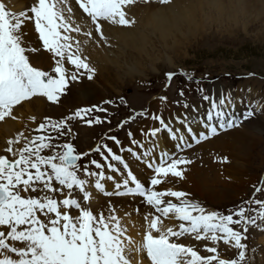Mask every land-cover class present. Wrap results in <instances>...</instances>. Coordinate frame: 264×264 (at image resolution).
<instances>
[{"label": "snow or ice", "instance_id": "snow-or-ice-1", "mask_svg": "<svg viewBox=\"0 0 264 264\" xmlns=\"http://www.w3.org/2000/svg\"><path fill=\"white\" fill-rule=\"evenodd\" d=\"M78 2L79 7L92 21H108L122 27L135 24V20L126 18L123 10L125 5L135 0ZM158 2L168 4L171 0ZM64 3L65 0H38L31 8L33 16H28L27 13H12L0 3V122L6 117L15 119L13 109L24 101L44 97L47 101L59 102L69 81H77L78 74L83 76L87 73L89 80L94 77L96 70L87 63L86 58H82L79 43L75 46V52L72 51L73 37L68 33L79 31V28L72 27L71 16L66 18L65 11L70 13L71 9L64 8ZM29 20H34L35 30L43 48L54 57L55 66L51 72L35 67L30 62L27 54L29 49L23 42V30ZM96 31L107 43L100 24L96 25ZM66 60L75 71L67 72ZM173 75L174 73H167L169 81ZM188 78L192 79L191 76ZM180 95L183 96V92ZM160 99L166 101L167 97ZM203 99L209 102L210 107L206 118H199L203 129L200 132L194 130L187 115L175 116L176 123L186 129L185 134L172 126V117L166 122L162 113L134 111L132 116L121 121L118 125L120 128L138 117L157 122L158 126L150 127L147 131L141 130L142 139H136L131 131L128 132L131 146L120 147V152L128 153L131 160L113 152L107 144L96 145L90 152L99 153L105 161L104 164L95 159L90 161L91 165L99 169L98 172L90 171L89 165L80 164L90 152L79 153L71 142L54 144L52 141L57 137L35 136L18 152H14L11 146L18 140L7 141L9 147L6 152L10 153L13 159L0 155V226H7L9 230L7 233L0 231V264H130L126 249L131 251L128 245L134 241L129 237L126 244L122 238L126 229L121 226L115 209H110L107 215L104 211L94 213L90 207L82 206L80 201L72 198V190L75 188L83 194L85 204L91 201L92 195L86 190L90 183L88 178H94L92 186L99 193L108 197L139 196L146 205L160 214L150 221L151 214L145 216L148 230L142 245L136 249L145 250L151 264H213L214 261H218V264H241L246 255L243 251L246 246L242 240L246 237L240 231L234 230L232 225L243 223L246 232L247 225L255 224L257 219L264 220V201H247L248 204L254 203L260 208L257 215L249 217L245 215L246 209L242 205L238 210L223 214L207 211L199 202L188 199L189 194L184 191L156 190L157 186L169 177L182 179L186 170L182 166L192 163L186 156L159 151L161 133L166 132L173 140H177L175 147L179 152H184L223 131L239 127L254 114L249 106V110L242 116L236 115L229 110L230 98L216 100L205 95ZM184 107L187 108L188 105L185 104ZM92 111V108H81L76 110L73 116L60 121L45 118L46 122L41 123L37 131L51 128L60 135H66L72 131L70 127L66 132L62 131L66 128L68 120H84ZM101 122L98 117L85 121L89 126ZM108 139L118 146L121 145V141L115 136H109ZM45 150H50L52 154L43 155ZM133 161L142 162L152 172L147 186L134 174L131 167ZM222 162H227V158H223ZM105 167L111 173L118 174L119 179L117 175L106 174ZM81 171L84 178L80 175ZM106 181L113 183L114 190H107ZM65 188L68 190V196L62 200L47 194L22 195L38 191L62 193ZM260 191L261 189H256V192ZM166 198H174L177 202ZM69 210H78L79 214L73 216ZM170 214L182 222L178 231L162 226L161 216L168 218ZM153 231L158 234L154 235ZM186 234H195L197 240H222L226 245L234 242V247L242 251L239 252L238 260L226 261L219 259L218 254L203 257L192 247L170 242L172 237L179 238ZM15 242H20L23 246L18 247ZM206 251L216 254L217 248L207 247Z\"/></svg>", "mask_w": 264, "mask_h": 264}, {"label": "rangeland", "instance_id": "rangeland-1", "mask_svg": "<svg viewBox=\"0 0 264 264\" xmlns=\"http://www.w3.org/2000/svg\"><path fill=\"white\" fill-rule=\"evenodd\" d=\"M28 1H31L30 5L28 6V8H30L34 5V3L32 2L33 0H28ZM210 1L211 0H208L206 3L209 2L210 4L211 3ZM218 1L220 2L221 0ZM232 1L231 0L221 1L222 3L224 2L223 4L226 7L227 5L230 7L229 8L230 10L227 8V13H228L227 20L224 19L220 21L219 19L214 18L213 21L208 22L203 28L197 27L195 29H192L191 32L189 33L184 30L183 33H185V35L184 36L181 35L183 37H176L171 39L170 41H172V43L169 41V46H172V49L169 51H163L159 53V51H161V48L155 47L156 49L154 48V50L157 51L156 54H154L156 55V57H155V63H153L152 66L149 62H148L149 64L145 65L146 64L145 59L143 58V56H140V54L137 53L138 50L137 48L139 49L144 48V46L148 48L150 46V43H152V40L153 42H155L156 36L149 29L147 31L148 37H146V41L142 46L140 47L139 46L135 47V45L121 46L120 52H114L111 54V56H113L114 58V63H112L109 66V68H105L107 72L105 71V69L102 70L106 75L110 73L113 75V77L116 76L118 77L115 82H113L112 80L102 79L103 81H105V85L108 86L107 88H105L107 95L106 98L117 99L116 102L118 107L115 108L116 112L113 111V113L110 114L108 119L111 121V123H112V119H114L117 120L118 123L120 124L121 121L132 116L134 111L137 112L144 110L143 108H146L148 106L150 107V103L151 104L157 103L158 99L161 97H169L172 99V102L170 101L171 104L173 103L177 104V99L179 96H181L180 95L181 92L184 93L186 90L191 91V88L187 86L190 85V83L186 80L185 75H183L182 73H186L187 75L190 74L196 75L197 77L214 79L216 80L215 81L216 83L222 84V86L225 89V92L231 90V91H235L236 94L239 92L241 93L243 85L245 84H246L245 91L248 93V95H252V93H254L253 91H256L255 94H253V97H255L256 99L255 106L259 107V111L261 115L259 117L254 116L249 121H247L245 125V129L247 131L248 129L255 127L254 128L255 132L259 133L260 135L258 136V134L249 132L248 135L245 136V137H249L247 139V143L243 142L240 143L239 145H236L233 151L231 152V154L234 157V160L233 158L230 157L231 155H229L230 149L229 151L227 150L228 152L224 151V153H228V154H227V162H223V163L220 162L222 163V168H218L215 163L211 162L212 161L211 159L210 162L208 163L206 162L204 163V161H198V164L202 162V165L201 167L199 165V169L198 168L197 169L200 171L202 170L204 171L203 172L204 176H206L205 179L209 180V184L207 183L205 184L209 186L204 185V183H202L199 180L195 182L196 184L199 183L202 184V186L199 184L198 187L195 188L196 185L193 184L192 181L193 178L187 176L188 174H191L189 173V171L187 174H185L187 178L186 179L184 178L181 182L182 184L179 186V189H182L183 191L185 190V192L187 193H191L195 198L203 200L205 203L209 204L210 206H217L215 208H221L223 206L229 207L235 202H237L241 196V193L248 192L247 188L250 187L249 184L252 185L258 182V185L260 187L262 188L264 187V145H263V141H264V0H255V2L254 0L251 1L234 0L233 2ZM248 1L252 5L251 4L249 5V3H247ZM254 3L257 4V6ZM209 4H207L206 7ZM233 4H234V8L232 6ZM238 4H241V7L240 5L237 6ZM241 8H244V10L246 11L249 10L250 14L249 13L248 14L245 13L244 15L235 14L236 11L239 10L241 11ZM250 8L253 9V11ZM251 13L253 15H251ZM29 21L31 22V20ZM103 37L106 36L103 35ZM106 38L108 39V37ZM100 39L104 41V39L102 38ZM34 55L37 60H43L45 63L47 61L46 64H43L45 71L51 72L53 70L55 66L53 56H51L50 59H47L46 56L41 51H36ZM42 56H44V58ZM135 60H140L142 63H138ZM115 61H117V64H115ZM170 63H174V64L170 66ZM139 70L141 72H139ZM83 71L84 70H81V72ZM147 73H149L150 75H145ZM167 73H174L171 81H169L168 77L164 75V74L167 75ZM141 74L145 76L142 77ZM78 77H82V82L77 83L78 86L71 85L69 82V85L66 88L67 92L61 95L59 102L54 103L53 107L49 108L52 109V111L48 110L47 108V111L50 115H56V116H63L68 114L73 115L76 112V110L81 108L93 109V107H91V104H88L91 102L92 99L90 101L89 100L86 101L88 105H85V103H83L82 101V99H84L83 94H85L86 92H89L92 97L93 96L103 97L105 95L104 92L105 86L101 87V85L98 86L96 84H92L93 81L85 80V75L79 76L78 74ZM133 78H136L135 81L132 80ZM252 79L260 83L259 85H257L258 89H255L256 87L254 83H252ZM245 82H250V83H245ZM113 85H114L113 88L109 87ZM90 89L99 90V94L98 95L95 94L94 92L90 91ZM73 94L75 97L74 99L72 97ZM240 98L242 99L243 97ZM191 99H196V98L192 97ZM190 101L191 100L189 98H186L184 100V103L186 104L189 103ZM81 102H82L81 105L82 107L79 106ZM96 102H101V101L98 100ZM69 105H77V106L72 107ZM157 105L158 104L152 105L151 108ZM22 109L28 112V109L26 108L25 105L23 106ZM177 112L178 111L172 110L170 115H172V113H177ZM96 114L98 115L100 114V112H97ZM92 115H93V111L84 118L81 127L83 126L88 127L85 121L90 119ZM71 120L73 125L74 124L76 125V118L75 120L73 119ZM103 122L109 123L106 120ZM134 123L135 121L133 120L128 124H126L123 128H120L118 126L115 129V132L118 135H122L125 133L127 128L132 126ZM101 124L102 122L96 124V126H93L96 128L93 131H91L90 134L87 135L88 137H91L88 140V142L84 143L82 140H80V144H79L80 150H84L86 147H89L90 145L94 144L103 137L102 133H104L110 127V125L99 126ZM146 127L147 124L144 120L142 123H140L135 137H142L141 130L147 131ZM233 130H230L229 132ZM62 131H64V129ZM56 133L60 134L59 132ZM251 135L252 136L254 135L255 139L257 138L258 143H260L259 145L257 144L256 146H254V144L247 145L252 137ZM62 136L63 135H61V137ZM94 137L97 138L93 140ZM241 137H244V135H241ZM169 140H164L163 144L165 145L168 144ZM225 140H227V137H225ZM230 144L231 142L227 140L228 147L231 146ZM124 145L125 144H123V146ZM172 145L167 147V151L173 150ZM244 150H247L249 152H252L254 150L255 154L257 155L255 154L254 156H252L253 154L249 155L248 152ZM228 156L230 159L228 158ZM242 157H244L245 160ZM232 162L234 163L231 164ZM228 165L233 166V168L235 169V173H236L235 179L233 177L232 178L234 180L231 178L233 182L227 180L228 178L227 176H229L228 173L231 172V168ZM142 166L144 167V165ZM187 168L191 169V165L188 164ZM241 168L244 169L240 174L241 179L240 177L238 179L236 178L238 177L237 173H240ZM217 176H219L220 178L221 183L219 184L221 186L218 185L217 181H210L212 178L216 180ZM171 179L175 181L176 186L180 183L178 180L174 178ZM170 181L171 180H166L165 182H170ZM172 183L173 181H171L170 186H175ZM227 183H229L230 185H227ZM99 195L102 194L100 193ZM248 247H249L248 253L250 254L251 257H254L256 255L255 258H258L259 256L261 259L264 258L263 238H260V240H256L253 237V235H251L248 242ZM260 258L257 260H260ZM246 262L247 264H251L250 260H246Z\"/></svg>", "mask_w": 264, "mask_h": 264}, {"label": "bare ground", "instance_id": "bare-ground-1", "mask_svg": "<svg viewBox=\"0 0 264 264\" xmlns=\"http://www.w3.org/2000/svg\"><path fill=\"white\" fill-rule=\"evenodd\" d=\"M70 1L72 3L71 9L73 12H70V13L68 12V13H64V14L66 17L71 16L72 22H73L72 16L74 15L78 19L79 24L81 25V23H82V25L79 27H80V32H82L84 34V41H82L83 56L86 58L87 63H89V65L96 70L95 75L92 78L93 79L92 84H96L98 86L101 85V87L105 86L104 87L105 95L103 97H98V96L92 97L89 92H86L85 94H83L84 99H82V101H83V103H85V105L96 103V101L102 100V99L107 97L105 88H107L108 86L105 85V81H103L102 79L112 80L113 82H115L118 77L117 76L113 77V75L110 73H108L106 75L102 70L105 68H109V66L112 63H114V58H113V56H111V54L114 52H120L121 46H125V45H130V46L135 45V47L136 46L137 47L142 46L146 41V37H148L147 31L150 29L154 33V35L156 36V39L153 37L155 39V42H153V40H152V43H150V46L148 48H146L145 46H144V48H140V49L137 48L138 49L137 53H139L140 56H143V58L146 61L145 65L150 63L152 66V64L155 63L156 55H154V54H156V51H157V50H154L155 47L161 48V51H159V53L163 52V51L171 50L172 46H169V41L171 39L176 38V37H183L185 35V33H183L184 30L189 33V32H191L192 29H195L197 27L203 28L208 22L213 21L214 18H217L220 21H222L224 19L227 20V14H228L227 8L228 9L230 8L228 5L226 7L223 4L224 2L223 3L221 2L222 0L220 2L218 0H213V1L211 0L210 4H209V2L206 3L208 0L207 1L206 0H172L171 3H168V4H161L158 2V0H150L148 2H143L142 0H136L135 2H133L131 4L125 5L124 7L126 9L127 14L131 13L132 15H135L138 17V19H139L138 24L135 27L126 28V27H120L119 25H116V24L108 22V21H102V23L104 24V29H102V32L105 33L108 37L107 43H105V41H102L99 38H97L96 41L93 39L90 40V37L87 33H90V29L92 27L91 19L90 18H88V19L83 18L80 20V17L84 13L79 11L78 6L76 4V0H70ZM1 2L10 4V6L13 10H19V9L23 8V6H25L27 4V2H29V1L28 0H1ZM254 2H255V0H254ZM205 3H206V5L207 4H209V5L206 7ZM247 3H249V1ZM250 4L251 3H249V5ZM239 5L241 7V4H238L237 6H239ZM255 5L257 6V4H255ZM232 6L234 8V4ZM251 10L253 11V9H251ZM245 13L250 14V11L249 10L246 11V10H244V8H241V11L239 10V11L235 12V14H241V15H244ZM251 15H253V14L251 13ZM28 16H32V15L28 13ZM31 23H32V20H31ZM31 23H30V21H27L26 24L28 26L25 27L23 30L24 31L23 32V37H24L23 42L26 44H28V42H30V41L37 42L35 29H33ZM92 33H94V32H92ZM181 35H183V36H181ZM185 38H186V36H185ZM170 42L172 43V41H170ZM148 43H149V41H148ZM42 53L46 56L47 59H50L49 56H51V54H49L48 51L43 50ZM42 57L44 58V56H42ZM52 59H53V57H52ZM33 60H34L35 64H37L38 66H40L42 68H44L43 64L47 63V61L45 63L43 60H37L36 58H34V56H33ZM135 61L138 63H142L140 60H135ZM115 64H117V61H115ZM173 64L174 63H170V66ZM138 67H140V66H138ZM125 68H127V67H125ZM168 68H171V67H168ZM162 69H160V70H162ZM105 71L107 72L106 69H105ZM136 72H137V70H136ZM139 72H141V71L139 70ZM145 75H150V74L147 73ZM145 75H142V77H144ZM135 79L136 78H133L132 80L135 81ZM120 80H121V78H120ZM118 81H119V79H118ZM245 83H250V82H245ZM252 83H254V85L256 87L255 89H258L257 85H259L260 83L257 82L256 80H253V79H252ZM109 87L113 88L114 85L109 86ZM90 91L94 92L97 95L99 94V90H97V89H90ZM72 97H73V99L75 98L74 94ZM87 100H89V101L91 100V102L87 104L86 103ZM156 104H158L157 106H155L156 108H159L161 106L160 102L152 104V105H156ZM24 105L28 109V112L24 111L22 109ZM81 105H82V102L80 103L79 106H81ZM165 105H167V103L164 104V106ZM69 106L74 107L77 105H69ZM52 107L53 106H50L49 108H52ZM155 107H152V108H155ZM47 108H48L47 104L43 101L42 97H37V98H34L28 102H25L20 108H18L17 111L20 114H29V113L34 114L35 113V114L42 117L44 115H50L47 111ZM172 110L173 109L169 108L167 110V111H169V112H167V114L170 115ZM50 111H52V110H50ZM172 116H173L172 124L178 129H180L179 126H181L182 128L180 130L185 132L186 129H184V127L182 125L176 123V121L174 119L175 116L184 117L183 113L182 112L172 113ZM143 121L144 120H142L140 123H142ZM243 125H244V123L242 124V127H243ZM20 126H21V124L19 122H14L11 120H7L5 123L0 125V152H1L2 147L5 145V143H4L5 137L9 136L13 132V130H16L17 128L19 129ZM195 126H197L198 128L201 127L199 121L195 123ZM254 128L255 127H252L246 131L245 125H244L243 129H240V128L235 129V130H233V131H231L225 135H220L218 137H215L212 140H209L203 144H200L197 147V149H198L199 153L202 154L201 160L194 159L195 156L193 155V153H191V155H192V156L190 155L192 158V163L190 164L191 169H188L189 173H191V174H188V176L193 178L192 181H193V184L196 185L195 188L198 187V185L200 184V183L196 184V182L199 180L202 183H204V185L209 186V185H207V184H209V180L205 179L206 176H204V173H203L204 171L198 170L199 165H200V167L202 165V162L200 164H198V161H204V163L205 162L208 163V162H210V156L213 154V151L214 152H217V151L222 152L225 155L228 153H224V151L228 152L229 149H230L229 155H231L230 157L233 158V160H234V157L231 154V152L233 151V149L236 145H239L240 143H243V142L247 143V139L249 137H245V136H247L249 132L258 134V136L260 135L259 133L255 132ZM162 134H160V136H159V148H158V150L167 152V147L172 145L173 142L171 140H169V138L164 133H162ZM241 135H244V137H241ZM225 137H227V140H229V142H231V144H230L231 146L229 145L230 147L227 146V140H225ZM137 139H142V137H138ZM164 140H169L168 144H166V145L163 144ZM126 143H127V145H131L130 140H127ZM145 143L147 144V141H145ZM252 144H254V146H256V144L257 145L260 144V143H258L257 138L255 139L254 135L251 137V139L249 140L247 145H252ZM263 145H264V141H263ZM244 151H247V150H244ZM247 152L249 155L253 154L252 156H254V154H255L254 150L252 152H249V151H247ZM255 155H257V154H255ZM241 156H243V155H241ZM242 158L245 160L244 157H242ZM233 163L234 162H232L231 164H233ZM142 165H144V164H142V162H135L134 165L131 166L133 171H134V174L137 175V177L139 175L141 177L146 176L150 172V170L145 165H144V167ZM229 167L231 168V172L228 173V175L231 176V178L233 177L235 179V174H236L235 169L233 168V166H229ZM243 169L244 168H241L240 173H237L238 177H236V178L239 179L240 174L243 171ZM246 170H247V168H246ZM199 175H202V176H199ZM184 178L186 179L187 177L185 176ZM118 179H119V177H118ZM240 179H241V177H240ZM167 180L173 181L172 184L176 186L175 181L173 179L168 178ZM93 181H94V178H93ZM171 181L168 183L166 182L167 185L170 186ZM210 181H217L218 185L221 186L219 184V183H221L219 176H217L216 180L212 178ZM105 183H106V188L108 191L114 190L113 184H108L107 182H105ZM205 183H207V184H205ZM190 185H192V184H190ZM200 185L202 186V184H200ZM227 185H230V184L227 183ZM241 188H243V187H241ZM193 191H195V190H193ZM242 191H243V189H242ZM219 192H220V190H219ZM95 197H99V196L96 195ZM113 198H114V199H112L113 202H116V203H122V202L131 203L129 201L130 199H127L125 197L120 198L118 196H113ZM136 199H138V197ZM129 209H130V207L128 205H126V210L121 211L123 213V226L127 225L130 228V231L128 233V238L130 237L131 240L134 241L133 245H137V243L139 242V237H140L139 236L140 226H142V224H145L148 227V221L145 220V217L143 215H139V214L135 215V214L130 213ZM149 221H150V219H149ZM135 254H139V251L136 250ZM263 256H264V254H263ZM259 258H260V256L257 259H259ZM262 260H264V258H262ZM260 264H263V262H261Z\"/></svg>", "mask_w": 264, "mask_h": 264}]
</instances>
